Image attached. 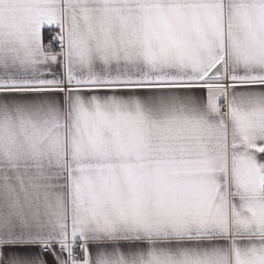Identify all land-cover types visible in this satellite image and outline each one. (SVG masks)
Wrapping results in <instances>:
<instances>
[{
    "label": "snow or ice",
    "instance_id": "obj_1",
    "mask_svg": "<svg viewBox=\"0 0 264 264\" xmlns=\"http://www.w3.org/2000/svg\"><path fill=\"white\" fill-rule=\"evenodd\" d=\"M0 264H264V0H0Z\"/></svg>",
    "mask_w": 264,
    "mask_h": 264
}]
</instances>
